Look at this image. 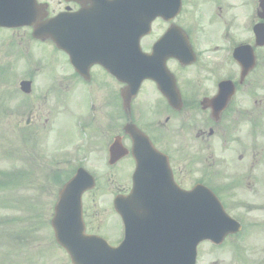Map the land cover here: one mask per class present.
<instances>
[{"label":"flooded vegetation","instance_id":"flooded-vegetation-1","mask_svg":"<svg viewBox=\"0 0 264 264\" xmlns=\"http://www.w3.org/2000/svg\"><path fill=\"white\" fill-rule=\"evenodd\" d=\"M126 1L124 18L130 25L132 1ZM139 1L142 7L156 6L162 11L141 44L144 51L151 53L161 41L159 58L150 64L173 94L171 97L163 95L157 83L147 79L138 93L127 100L124 93L130 87L129 82L119 80L115 72L103 64H90L84 58L77 69L71 64L68 53L60 51L64 72L59 87L65 102L77 82L85 85L94 96L91 101L83 102L77 111L80 127L87 131L93 127L103 108L108 109L110 128L116 127L119 118L122 120L121 128L110 132L108 138L103 135L97 142L91 137L88 142L86 134V138L75 142L81 158L73 160L72 167L77 169L84 163L94 165L91 157L104 155L102 161L108 163L113 173L109 191H112L110 203L114 210L116 197L129 195L134 185L135 142L125 126L135 124L158 151L167 155L173 180L179 187L191 190L197 184L205 185L231 214L236 213L232 209L236 208L235 200H239L238 191L244 190L249 194L245 199L247 203L240 202L238 208L247 211L238 214L250 229L264 227V218L259 215L264 207H257L264 204V195H259L264 190V63L262 68L259 66L260 60L264 62V43H259L264 33V0ZM58 4L62 7L51 10L54 2L47 1V18L59 12L66 13L65 16L78 13L82 18L84 11L92 10L95 23L104 26L116 16L104 0H58ZM91 15L85 14L86 19L81 23L91 25ZM258 26H262L258 31L260 35ZM104 38L106 44V33ZM183 45H191L194 50L195 61L191 64L172 56ZM187 51L183 49L182 56L188 58ZM253 60L254 66L249 68ZM113 65L118 67L115 68L118 73L126 74L131 62L125 59L120 64L114 61ZM105 75L110 83L108 86L103 79ZM258 78L262 83H258ZM65 81L68 84L64 85ZM222 82L231 83L221 88ZM99 89L103 91L101 98ZM47 92L48 99L51 92L48 87ZM76 99L80 104L82 99L78 96ZM92 146L93 151L84 152ZM147 158L151 163L158 160L154 156ZM59 161L67 165L65 159ZM124 167L126 172L122 179L116 171ZM147 183L154 184V181ZM167 193L174 195L171 189ZM113 212L112 223L104 225L98 215L94 219L86 217L88 212L83 205L86 232L102 235L112 245H118L123 238V224L117 212ZM102 226L105 231H101ZM109 228L112 231H108ZM234 238L236 236H229L227 241ZM58 264L73 263L69 259Z\"/></svg>","mask_w":264,"mask_h":264},{"label":"rangeland","instance_id":"rangeland-1","mask_svg":"<svg viewBox=\"0 0 264 264\" xmlns=\"http://www.w3.org/2000/svg\"><path fill=\"white\" fill-rule=\"evenodd\" d=\"M50 1L54 2L51 10L62 7L58 0ZM29 40L27 28L9 32L0 29V64H4L0 66V264H57L69 260L65 251L54 246L51 219L59 188L75 173L70 162L81 158L78 148H72L75 154L66 150H71L72 143L86 138L84 133L78 136L76 130L77 111L83 102L94 98L85 85L77 82L65 102L59 87L64 72L60 53L55 52L50 41L44 45ZM262 61L259 66L264 63ZM29 67L41 68L34 79V91L30 97L20 90V81L30 79L26 72ZM103 79L108 86L107 76ZM259 82L262 83L260 78ZM47 87L51 91L48 99L43 97L48 94ZM13 90L16 93L10 92ZM97 92L101 98L103 91L99 89ZM12 95L15 97L10 98ZM77 96L82 99L80 104ZM29 100H32V106ZM21 104L26 105L20 108ZM17 106L16 118L5 112ZM30 120L31 124L28 123ZM109 123L108 109H100L97 123L87 132L88 142L91 137L97 142L103 139V135L108 138L110 132L121 128L122 120H117L115 128H110ZM93 150L92 146L84 152ZM103 156H92V163L96 165L88 164L94 169L92 173L97 185L92 193L85 195L84 207L88 212L86 217L94 219L98 215L104 225H109L114 213L110 203L112 191H109L113 173L102 161ZM60 158L65 159L67 165L61 164ZM116 172L123 179L126 167ZM238 192L239 200H235L236 208L232 209L235 216L247 211L238 207L240 202L247 203L245 199L249 196L244 190ZM259 195L263 196L264 190ZM257 207L263 208L264 204ZM259 213L264 218V210ZM104 228L102 226L101 231H105ZM239 255L244 260L238 258ZM262 261L264 263V227L228 239L222 248H215L210 242L201 244L197 264H259Z\"/></svg>","mask_w":264,"mask_h":264},{"label":"water","instance_id":"water-1","mask_svg":"<svg viewBox=\"0 0 264 264\" xmlns=\"http://www.w3.org/2000/svg\"><path fill=\"white\" fill-rule=\"evenodd\" d=\"M49 25V24H48ZM45 37H51L61 46V35L60 31L55 28H47V35ZM136 55L141 57L142 54L138 50V42H135ZM145 73H141V78L138 84L143 78H146ZM137 84V89H138ZM23 89L26 91L29 89V83H23ZM135 89V92L137 91ZM133 135V139L137 142H141V139H147L136 127L130 126L127 128ZM152 147V146H151ZM95 186L94 178L84 170H79L77 175L67 184L65 189L62 191L59 204L57 206V214L53 220V224L57 231V238L60 243L65 244L63 240V234L72 231V222L75 220L74 228H76V222L81 217L82 204L81 195L86 189L93 188ZM70 191V192H69ZM201 189H196L195 192L190 193L192 195L191 206L185 207L180 214L183 215L182 225L186 223L187 226L190 224V232L188 230L182 233L178 232L177 226L172 234L167 235L165 240L171 241L169 244L163 245V249L156 252L154 256H148L147 252L139 246L140 251H134L132 253V260L138 262L137 264H195L197 255V245L202 240L210 239L214 242H221L224 237L230 232H236L239 230V225L227 216L224 212L221 204L217 198L210 194H204ZM70 193V196L69 194ZM194 194V195H193ZM189 199V200H190ZM186 206H188L186 204ZM69 207V208H68ZM122 213L125 210L124 207L119 209ZM69 213V214H68ZM73 214V216H71ZM126 219V216H124ZM237 226V227H236ZM180 228V229H181ZM128 240V239H127ZM180 240V241H179ZM179 241V243H178ZM90 245L92 249H88L85 252V256L88 259L94 260L96 264H112L110 256L111 252L116 250H110L101 240H92ZM161 244V243H160ZM127 245V241L123 242L121 248L119 247L120 259L115 260L121 261L116 264H127L124 261L130 260L129 257H125L124 247ZM126 250V249H125ZM70 254L74 257L75 251L69 250ZM134 253L136 255H134ZM92 254V255H91ZM118 254V253H117ZM91 255V256H90ZM76 256V255H75ZM113 259V258H112Z\"/></svg>","mask_w":264,"mask_h":264}]
</instances>
